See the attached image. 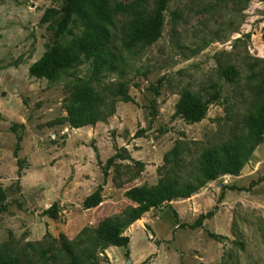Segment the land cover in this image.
Masks as SVG:
<instances>
[{"label": "rangeland", "instance_id": "1", "mask_svg": "<svg viewBox=\"0 0 264 264\" xmlns=\"http://www.w3.org/2000/svg\"><path fill=\"white\" fill-rule=\"evenodd\" d=\"M64 2L0 0V187L8 205L0 214V261L68 262L61 235L76 241L86 230L93 237L100 222L133 206L127 189L156 185L169 169L180 181L200 176L204 151L246 135V120L262 100L264 0H170L162 37L131 48L126 33L133 13H152L157 0H110L112 8L135 6L107 27L110 69L96 71L93 57L79 55L54 81L31 77L29 68L55 42L59 17L45 15L60 11ZM82 31L75 30L78 36ZM74 38L60 41L70 44ZM229 68L237 72L233 82L223 76ZM120 84L133 102L115 96ZM84 85L98 94L102 111L113 103L116 112L107 122L75 129L65 100ZM184 92L204 100L216 92L220 97L203 121L190 124L175 115ZM137 133L141 137L134 139ZM117 148L144 168L117 161L103 205L85 210L84 200L103 183L104 167ZM175 148L177 158L170 156L166 164ZM195 195L152 210L126 230L129 254L110 247L100 254V264H264V142L239 176L220 177ZM54 204L57 219L44 215ZM217 205L204 228L176 224H193ZM208 232L226 238L216 240Z\"/></svg>", "mask_w": 264, "mask_h": 264}, {"label": "trees", "instance_id": "2", "mask_svg": "<svg viewBox=\"0 0 264 264\" xmlns=\"http://www.w3.org/2000/svg\"><path fill=\"white\" fill-rule=\"evenodd\" d=\"M170 0H157L156 8L152 13L137 11L133 13V18L128 23L127 47L131 48L137 43L153 45L161 37L165 25V11ZM133 5L116 4L110 6V0H65L60 11H49L45 16L51 19L58 18L55 26L53 45H49L43 56L29 68V75L36 79H46L54 81L60 73L71 68L78 60L79 55L86 58H94L96 71H100L104 66L112 67V57L108 46L111 43L108 32L109 26H114V16L118 13H126L134 10ZM82 28V34L77 35L75 30ZM67 36L75 37L70 44H63L60 40ZM109 57V58H108ZM108 58V59H107ZM227 81L233 82L237 77L234 68H229L223 72ZM262 86V100L255 105L246 120V135L233 141L221 145L219 148H211L202 154L199 166L200 176L194 179L180 181L178 177H171L167 170L165 175L156 185L134 186L126 190L125 197L133 203V206L125 209L120 215L114 218H107L99 223L93 237L83 232L76 241H68L64 235L60 239L68 254L69 261L63 264H100V254H104L110 247H123L129 254L131 239L125 234L133 224L140 221L152 210L160 209L165 204L177 200H186L193 197L210 182H214L223 176H239L243 168L252 159L257 148L264 142V78L260 82ZM159 91V87L156 88ZM115 96L120 97V101L125 103L133 102L125 84H120ZM220 97L216 92L208 100L196 97L188 92H184L176 106V116L182 117L190 124L199 123L206 117L209 106L215 103ZM102 102L94 89L88 85L77 89L65 100V109L71 127L80 129L87 126H96L99 122L107 120L115 115L116 109L112 103L109 111H102ZM141 137L139 133L134 139ZM21 138L15 150V157L18 158ZM123 149H116V154L108 159L104 167V181L96 190L86 197L83 202L85 210L99 207L104 202V188L110 174V169L117 161L129 159L137 165L143 166L140 161H135L130 156H125ZM97 152V151H96ZM177 158L178 149H174L166 155V164L170 162L169 157ZM99 158V154H97ZM22 160L18 159V175L24 170ZM165 167V166H164ZM163 167V169H164ZM162 173V171H161ZM243 191L244 189H239ZM223 195V194H222ZM218 205L213 211L201 214L193 224H180L179 227H189L191 229L204 228L205 221L215 215ZM7 193L0 187V214L7 211ZM178 220V213L173 211ZM59 206L54 204L44 211L45 216L52 219L59 217ZM209 235L221 240L226 237L208 232ZM85 235V236H84ZM0 264H20L18 259H2Z\"/></svg>", "mask_w": 264, "mask_h": 264}, {"label": "crops", "instance_id": "3", "mask_svg": "<svg viewBox=\"0 0 264 264\" xmlns=\"http://www.w3.org/2000/svg\"><path fill=\"white\" fill-rule=\"evenodd\" d=\"M134 146V145H133ZM131 156L133 157V158H135V155H132L131 154ZM92 194V193H91ZM198 195V193L195 195V196H197ZM89 196V195H88ZM190 200V199H189ZM174 202H176V201H173L172 203H174ZM103 205V203L99 206V207H97V208H94V209H91V210H98L101 206ZM152 212V211H151ZM151 212H149V213H147L146 215H145V217H143L144 218V220H145V218H146V216L148 215V214H150ZM141 222V221H140ZM136 224V223H135ZM138 224H140V223H138Z\"/></svg>", "mask_w": 264, "mask_h": 264}]
</instances>
